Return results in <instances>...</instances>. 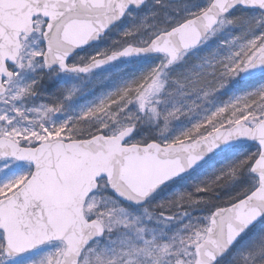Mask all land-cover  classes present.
Here are the masks:
<instances>
[{"label": "snow or ice", "instance_id": "6c2138e0", "mask_svg": "<svg viewBox=\"0 0 264 264\" xmlns=\"http://www.w3.org/2000/svg\"><path fill=\"white\" fill-rule=\"evenodd\" d=\"M238 5L261 10L246 30L259 34L233 36L222 42L225 52L214 49L188 65L193 49L237 23L228 13ZM167 6L0 0V168L7 170L0 172V264L41 245L51 247L30 264H220L233 249L229 264H264V229L242 238L264 216V82L166 136L172 120L198 110L231 78L264 70V0H193L160 19ZM136 12L143 13L139 21L112 46L77 54L121 17L136 20ZM141 53L159 60L78 116L57 120L79 89L58 95L43 91L44 82ZM138 123L156 126L155 135L129 139ZM237 138L254 141V151L193 192L152 203L162 184ZM242 173L245 186L217 198ZM202 205L206 211L191 215ZM174 220L183 222L167 231Z\"/></svg>", "mask_w": 264, "mask_h": 264}, {"label": "rangeland", "instance_id": "374dc122", "mask_svg": "<svg viewBox=\"0 0 264 264\" xmlns=\"http://www.w3.org/2000/svg\"><path fill=\"white\" fill-rule=\"evenodd\" d=\"M186 2L190 5H193V0ZM186 2H182L180 4H170L167 1L168 6L161 9L160 19L163 18L162 14L164 12H167L169 15H173V16L177 15L175 9L179 8L183 10ZM203 2L204 0H195V3L198 4H202ZM151 3L152 0H150L148 4ZM145 11H147V9H145ZM142 15L143 13L140 12L134 13V16L137 17L136 20H134L132 17L127 16L123 21V23H121L118 27L114 28L102 41L100 45L80 55L86 57L92 56L96 52L100 51L102 48H107L112 46L113 41L119 40L121 38V33L125 29L129 28L133 23L138 22L139 17ZM259 15L260 14L257 12H252L251 14H248V19L241 17L239 13L236 14L234 17L230 15V17L236 19L237 23L223 27L220 31H218L215 35L211 36L202 45H200L198 48L190 52L189 58L187 60L188 65L195 64L197 60L201 59L203 56H205L207 53H210L214 49L220 51L221 53L225 52L227 45L226 43H222V42L230 41L233 36L243 34L244 38L247 39V38H251V36L253 35L259 34V32L261 31L260 28H254L251 31H246L251 27V24L254 21V19ZM148 22L151 23V18H149ZM158 60H159V56L128 59L125 61L117 62L109 66L108 68L99 70L97 72L92 73L88 77H83V78L55 75L51 80L46 81L49 84H52L54 88L51 89L50 91L46 89L43 90L45 92H55L58 95H62L65 89L71 88L73 86L78 87L79 91L72 99L66 101L65 111L61 114H58L57 120L58 121L63 120L70 116L75 117L78 116L82 110L86 109L87 107L91 106V104L95 103L96 100L102 94H105L108 91L115 90L116 88L120 87L127 81L140 76L142 73L146 72L153 65H155L158 62ZM180 67L182 66L178 65L173 67L171 69V74H175L177 69ZM28 78H32L31 73L28 74ZM259 82H264V77L262 79H259L257 82L253 81L251 84H249L251 85V88L248 91H251L253 88L257 87V84ZM237 84H239L238 76L231 78V81L229 80L226 86H224L223 88L218 90L215 94H213L208 101H204L203 105L198 110H196L190 115H183L177 119L172 120L169 131L166 133V136L170 138L182 133L183 131L191 127L195 122L202 119L208 112L215 110L216 107L223 105L229 99L235 98L237 96L236 92H238L236 88ZM239 88H241V86ZM241 89L245 90L247 88L243 86ZM180 102L182 103V101ZM197 103H200V101H197ZM171 106H172V101H169L166 107H171ZM153 127L154 125L152 124L141 123L140 130L137 133H135L132 139L138 140L144 137L153 136L156 132V126L154 127L155 128L154 130L150 129ZM250 152H252V150L250 149H247L243 152H239L236 156V160H238L240 156L243 159ZM215 160H213L211 163H209L208 165L197 171L195 174H193L191 178H188V180H186V182L180 183L181 182L180 181L163 189L152 199V203L154 204L160 200H167L175 196L177 193H182L185 191L193 192L196 185L206 182L207 178H211L216 174H218L220 171H222V169H218L217 172ZM3 171H7V170L0 168V172ZM229 194L234 195V193H230V192ZM197 195L206 196L207 194L198 193ZM202 207H206V206L202 205ZM204 211H205L204 209H200V208L196 209V207H194L191 211V215L193 216L199 215ZM184 219H188V217H185ZM182 222L183 220L171 221L168 223L166 230L172 231L176 227H178L179 224ZM262 229H264V220H262L251 231H249L243 239L250 240V238L254 236H258V234ZM50 247H51L50 245H45L33 252L18 257L15 259L14 264H30L31 261H35L39 259L46 251L49 250ZM232 251L220 262V264H229Z\"/></svg>", "mask_w": 264, "mask_h": 264}, {"label": "water", "instance_id": "95a60500", "mask_svg": "<svg viewBox=\"0 0 264 264\" xmlns=\"http://www.w3.org/2000/svg\"><path fill=\"white\" fill-rule=\"evenodd\" d=\"M149 0H146V4ZM170 3H180L182 1H188V0H168ZM236 8H243V9H246V10H257V11H261L260 9L258 8H251V7H245V6H236L234 9ZM230 10V12L228 13V15L234 10ZM126 15L124 17H121L120 20L114 22L113 25L110 26V28L108 30H106V33L104 36H102L99 40L97 41H92L90 42L88 45H85L82 49L78 50V53L77 54H80L88 49H90L91 47H93L94 45L100 43L101 39H103L108 33L109 31H111L114 27H116L117 25H119L120 23H122L125 19ZM153 55H159L158 53H141V54H135V55H130V56H121L119 58H117L116 60L114 61H111L105 65H102L96 69H94L93 71H96V70H99V69H102V68H105L117 61H120V60H125V59H136V58H144V57H147V56H153ZM92 71V72H93ZM61 74H70V75H78V76H86L88 74H84V73H66V72H60ZM264 73V70H260V69H257V70H253V71H250L248 73H241L239 75V81L243 82V81H247L255 76H258L260 74ZM134 131L135 129L133 130V132L130 134V137L129 139L132 138L133 134H134ZM254 141H251V140H248L246 138H237L235 140H231V141H228L226 143H222L220 144L217 148H215L213 151L209 152L202 160H200L197 164H195L191 169H188L187 171H185L184 173L168 180L167 182H165V184H162L157 190L155 193H153V197L158 194L160 191H162L164 188H166L167 186L175 183V182H178L188 176H190L191 174H193L194 172L198 171L199 169H201L202 167H204L205 165H207L210 161H212L215 157H217L218 155L226 152L227 150H230L236 146H239V145H248V144H252L254 145ZM264 218V216L260 217L256 222H254L253 225H250L248 229H246L245 233L242 234V237L250 230L252 229L258 222H260L262 219ZM44 245H41V246H38L36 249L42 247ZM35 249L33 250H30L29 252H32L34 251ZM231 251V250H230ZM229 251V252H230ZM27 252V253H29ZM25 253V254H27ZM228 253L225 254V256L227 255ZM24 255V254H23ZM224 256V257H225ZM222 257V258H224ZM221 258V259H222Z\"/></svg>", "mask_w": 264, "mask_h": 264}, {"label": "trees", "instance_id": "16d2710c", "mask_svg": "<svg viewBox=\"0 0 264 264\" xmlns=\"http://www.w3.org/2000/svg\"><path fill=\"white\" fill-rule=\"evenodd\" d=\"M252 12H257L259 14L261 13V12H258V11H249V10H244V9L238 8V9L234 10L230 15H232L234 17L236 14L239 13L241 15V17L248 19V14H251ZM56 75L61 76L59 74H56ZM263 77H264V74L259 75L258 77L253 78V79H251V80H249L247 82H240L236 86V88L238 90V92H236V95L239 96V95H242V94L246 93L251 88V85H249V84H251L253 81L257 82L259 79H262ZM230 81H231V79H230ZM240 86H241V88L244 86L247 89L243 90V89L239 88ZM53 88H54V86L52 84H49L48 82H44L43 85H42V90L46 89V90L50 91ZM154 127L150 128V129L154 130L155 129ZM140 128H141V123H138V125L136 127V133L140 130ZM247 149H250V150L254 151V147L253 146H250V145L249 146H247V145L244 146L243 145V146L235 147V148L225 152L224 154L220 155L219 157H217L216 160H215L217 172H218V169L224 170L228 166H230V165L234 164L235 162L241 160L242 159L241 156L238 158V160H236L237 154L239 152H243V151H245ZM191 177L192 176H189L188 178H191ZM188 178L182 180L180 183L186 182V180H188ZM247 182H248V176L246 174L242 173L240 178H239V180H235L231 184H229L228 186H226V187H224L222 189H219L217 198H225V197L231 196L232 194H229V192L235 194L236 192L240 191V189L242 187H244ZM199 208L200 209H204L206 211V207H202V206L196 207V209H199Z\"/></svg>", "mask_w": 264, "mask_h": 264}]
</instances>
